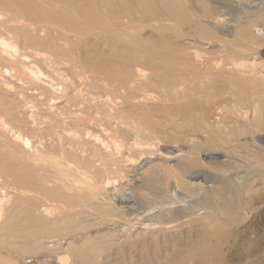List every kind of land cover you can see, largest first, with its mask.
Here are the masks:
<instances>
[{"label":"bare ground","instance_id":"6f19581e","mask_svg":"<svg viewBox=\"0 0 264 264\" xmlns=\"http://www.w3.org/2000/svg\"><path fill=\"white\" fill-rule=\"evenodd\" d=\"M247 5L255 21H264V0L260 8ZM211 10L206 0H0V264H19L16 256L53 247L72 258L57 264H100L118 241L104 244L82 235L46 240L77 234L84 227L79 221L91 211L122 214L124 207L113 202L128 195L112 193V182L125 178L128 191L152 210L170 209L168 201L200 188L195 212L206 211L135 229L126 241L147 256L144 264H190L195 256L200 264H223L230 227L244 222L249 194L264 188V71L231 56L213 61L212 52L201 63L186 65L184 58L198 56L183 46L184 33L173 42L166 33L171 27L165 29L163 22L153 24L155 34L149 36L133 24L157 21L165 13L200 35L225 34L232 27L239 37L264 34V22L255 29L253 17L218 27ZM214 45L224 54L226 45ZM200 71L225 89L197 85ZM144 84L164 89L140 88ZM214 91H228L234 102L249 107L235 105L219 120L222 111L210 104ZM156 99L159 107L151 103ZM167 100L172 104L162 103ZM159 109L180 116L173 118L174 126L192 131L189 142L177 131L181 143L158 145ZM205 159L230 169L246 164L253 178L241 177L235 185L220 169L219 184L195 183Z\"/></svg>","mask_w":264,"mask_h":264},{"label":"rangeland","instance_id":"374dc122","mask_svg":"<svg viewBox=\"0 0 264 264\" xmlns=\"http://www.w3.org/2000/svg\"><path fill=\"white\" fill-rule=\"evenodd\" d=\"M189 1H192V0H189ZM206 2L212 7V10H211L212 19H214V20L219 19L217 24H218V27H222V28H225L226 25L233 24L235 22V20L238 18L242 19V20H244L243 17H245V19H252V20L254 18V21H255L256 18L254 15H252L253 11L248 9L247 4L252 5L253 3H255L257 5V7H259V8H260V3H261V6L263 5V0H206ZM194 10L196 13H198V14L200 13L199 7L194 6ZM221 15H224V16H221ZM159 22H163L165 29H168V26L171 27V31H167L166 33L168 34V36L170 35L172 37L173 42L176 41L175 36H177V33H180V32L184 33V34L181 33L183 36L181 35L179 37L180 41L184 42L183 46H185V48L188 51L193 52V53H197L196 56H198V57H196L193 54V56L196 57V60H194L193 57L184 58L183 61L186 63V65L192 66L193 63L199 64L202 61H204L206 59V57H208V54L210 52H212L211 53V59H213V61L219 60V59H221V57L225 58V56H231V57H234L238 62H241V61L245 62L246 61V63H250V62H251V64L255 63L256 64L255 66H257V69L259 68L258 69L259 71H260V68H261V71H264L263 70L264 69V34H255L254 37H252V38L239 37L233 33V30H232L233 27H232L231 32H226L225 34L210 31V33L207 35H200V34H196L193 32H189L188 30H186L185 26H179L174 20L169 19L165 15V13H163V16H161V18H159V20H157V21L155 20L151 23H141L139 21H135V22H133V24H136L138 26V30H139V33L141 35L149 36V35L155 34V31L153 30L154 28L152 26H153V24H158ZM255 22H256L255 29L263 27L262 23L264 21H258L257 20ZM150 25H151V27H149ZM209 25L213 26V23H210ZM172 28H174L175 32L172 31ZM187 31H188V35L192 34V35H190L192 40L189 36L186 35ZM214 44H221L222 46L226 45L225 46L226 51L224 52V54L222 52L221 53L216 52L217 50H219V48H218V46H215ZM231 53H232V55H231ZM233 55H235L236 57ZM257 55H258V57H257ZM146 72H149V71H146ZM180 73H182V70H180ZM186 74H187V72L185 73V75ZM209 75L210 74H208V73L200 71L197 74L196 80L197 79L200 80V77L202 79L200 81H198L197 85H200L201 87H205L206 89H225V88H221L219 83H217L213 79V77L209 76ZM208 77L210 78L209 80H208ZM144 85L141 86L140 88H142V89L143 88H145V89H164L162 87L153 88L152 86H148V85L144 86ZM187 87H188V85H187ZM150 92H151V94H154L153 91H150ZM225 93H227V94H225ZM212 95H213V97L211 99L210 104L217 107L216 111H222V114H221V112H219V116L221 114V116L219 117L220 118L219 120H221V119L226 120L230 116V114H229L230 110L235 109L236 106H237V108L238 107L239 108L244 107L243 105L248 106L244 102L242 103L243 105L241 103L234 102L232 94L228 91H226V92L222 91V93H220V95H219L218 91H214ZM156 97H157V95H156ZM160 102H161L160 99H156L154 102H151V103L155 104L156 107H159ZM172 102L173 101L167 100L166 102H162V103H165L167 105H171ZM248 109L249 108L246 107L245 109H243V111H246ZM224 112H225V114H224ZM157 115H159L158 118H159L161 126L163 127V130L160 132V134H158L159 138L157 140V143L159 142L158 143L159 146H161V144H163L160 142H166V143H169L172 145H174L175 142H177V141L179 143H181V141H179L180 139L178 138V135L176 133L177 131L181 132V133L180 132L179 133L181 135H183L182 139H184V141L189 142L188 140L190 138H192V136L190 135V132H192V131H189V129L185 128V126L181 125L183 127L175 128L173 118H175V121H177L176 119L180 120V116L177 115L175 112L169 113V112H165L164 110L159 109L157 112ZM222 115H223V118H224V116L227 118L223 119ZM176 117H178V118H176ZM212 119H213V117H212ZM164 120H166V121H164ZM171 120H172V122H171ZM165 127H167V128H165ZM186 129H188V131ZM184 136L187 138H185ZM258 144L260 145V143H258ZM261 144H262L261 147L264 150V146H263L264 143L262 142ZM205 160H206L204 162L205 169H204L202 174L200 173L201 177L195 181L192 180L195 183L200 182L199 184L204 185V186L219 184V181L221 180V177H222L221 174L219 173L220 169L227 171L226 177L229 178L230 182H232V183L234 182L235 185L238 184L237 182H238V180H241V177L248 179V180H250V177L253 178L251 171L246 170L247 169L246 164L242 165L241 167L230 169V168L221 166L219 161L216 159L215 160L211 159L210 161L209 160L207 161V159H205ZM125 180H126V178H125ZM125 180L122 179V180H117L116 182L113 181L112 184L115 183V184H113V186L111 184L112 193L114 192L116 194V190H117V194L120 195V197H122L123 194L128 195L127 197L123 196V199L125 198L123 200L124 203L123 202L120 203V202H116V201L113 202L117 207H124L122 214H120L121 212L120 213L116 212V213H113L111 215H107V214H103V213L102 214L98 213L96 211H91L90 212L91 214L86 219H83L82 221L80 220L81 222L79 221V223L83 224L84 227L82 229H80L79 232H77V234H75V232H73V233H69L67 235H61V236L53 235V236H50L49 238H47L48 240H46V241H49L51 239H58V241L62 242V241H65L66 238H68V237L72 238L74 235H77V236L82 235V236H86V237H90V238H95L98 240L99 243H104V244L105 243L108 244L110 242L113 243L114 241L115 242L118 241V244H115V243L112 244V250H114V251L110 255H108L107 258H105V259L102 258L103 261H101L100 264H144L147 261V256L144 253H142V251L137 250L136 245L132 244L131 242H128L130 240L126 241L127 239H129V237L130 238L132 237V235L135 232V229H136V232H138V231L141 232V229L139 230V228H143L145 226H146L145 228H147L149 226L150 222L154 223V220H156L157 222H158V220H160L158 223V224H160V222H163V221L166 222L168 220L178 218L179 220L176 222H179V221H182L186 218H192V217L196 216V213L197 214L201 213V215H202L206 212V211L203 212L204 210L202 211V209H200L198 212H195L197 207L200 208V206H201L198 203L200 201L201 197H200V194L199 195L197 194V193H200L199 192L200 188H198L199 189L198 191L192 190V191H190V193H188V192L184 193L185 196L180 197V199L178 197L174 198V200H172V201H174L173 203H175L176 205L175 204L170 205V203L172 201H168L167 202L168 205L165 207L170 208V209H167L169 213L167 212V210L163 206V208L161 210L163 212V214H162V212H160V210H152L153 207L149 204L148 201L143 200L140 197L138 198V196H135L130 191H128V190H131L130 187H128V185H127L129 183V181L128 180L125 181ZM121 187H123V188H121ZM127 192H130L131 195L126 194ZM193 194H194V196H193ZM133 195H134V198H132ZM195 195L197 197H195ZM187 196H189V198H188L189 200H186L187 198H185V197H187ZM128 198H129V200H128ZM176 199H177V201L180 200V202L178 201L179 203H176L175 202ZM183 199H185V203H184V201L183 202L181 201ZM193 199H194V201H193ZM130 201L133 202L134 204L131 203ZM167 203H165V204H167ZM263 203H264V188H259V189L255 190L254 192H251L249 194V196L247 198V206L245 207L244 210H242V211H244L243 212L244 222L242 223L243 225L242 224L239 225L238 228L233 227V226L230 227L229 231H230L231 235L228 239L225 240V243L223 245V253H222V257H221L223 264H238V262H239V264H264V204ZM121 205H126V206H121ZM133 205H135V206H133ZM257 206H259V207H257ZM134 207L136 209H134ZM125 210L129 211V212H126V215L124 213ZM135 210H136V212H135ZM140 211H141V213H140ZM144 211L146 214L144 213ZM245 211H246V213H245ZM147 212H150V213H147ZM164 212H166V213H164ZM117 213H119L120 215H118ZM132 214H133V216H136V218L133 217ZM149 214L150 215L152 214L151 215L152 218ZM159 214H160V216H159ZM172 214H174V215H172ZM143 215H144V217H143ZM260 215H262V216H260ZM145 216H147L149 219L146 218ZM162 216H164V217H162ZM118 217H119V219H118ZM131 217H133V218H131ZM140 217H142L145 221H148V220L149 221L145 222ZM96 219H97V221H95ZM107 219L109 221H107ZM134 219H135V222H134ZM138 219H140V220H138ZM93 221H94V223H93ZM106 221H107V223H106ZM112 221H113V223H112ZM131 221L133 222V224ZM128 222L131 223V225H134V227L130 226V224ZM157 222H156V224H157ZM79 223H77V224H79ZM109 223H111V224H109ZM128 224H129L130 228L131 227H133V228L130 229ZM168 224L169 223H167V224L162 223V225L164 227L168 226ZM98 226H100V227L98 228ZM118 226H120V227H118ZM112 227L115 229H113ZM135 227H137V228H135ZM132 229H133V232H132ZM100 230H101V232H100ZM120 230L122 232H120ZM127 231H130V232H127ZM96 232H97V234H96ZM115 232H117V233H115ZM125 232L128 235L125 234ZM88 233H90L91 235ZM98 233H99V235H98ZM120 233H122V234H120ZM93 234H94V236H93ZM123 234H125V235L122 236ZM180 235H184V233H181ZM106 236H107V238H105ZM127 236H129V237H127ZM120 239H121V241H120ZM184 241H185V238L183 240H180L179 244H181V243L183 244ZM172 243H173V241H171L169 244H172ZM51 244H52V242L49 243V245H51ZM117 248H118V250H117ZM166 248H167V245H166ZM167 250H169V249H167ZM68 254L69 253L67 252V250H65V251H64V249L62 250V247L58 248V249H54V247H53V248H50L47 250L42 249L41 251H37V252L31 253V254H26L24 256H18V257L16 256V261H17V263L20 262L19 264H46V263L47 264H54V262H55V264H57L56 262L60 258V260L63 259V260H61L62 262L64 261L63 263H67V262L69 263L70 261H72V260H70L72 258L70 256V254L69 255ZM102 255H104V254H102ZM148 256H149V254H148ZM55 259H56V261H55ZM199 261H200L199 257H197V256L190 258V262H191L190 264H200V263H197ZM240 262H242V263H240Z\"/></svg>","mask_w":264,"mask_h":264}]
</instances>
